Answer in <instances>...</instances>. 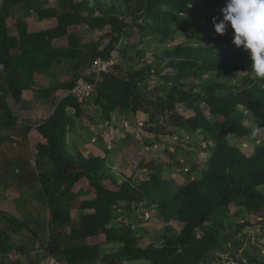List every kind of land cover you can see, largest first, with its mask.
Here are the masks:
<instances>
[{
  "label": "trees",
  "instance_id": "trees-1",
  "mask_svg": "<svg viewBox=\"0 0 264 264\" xmlns=\"http://www.w3.org/2000/svg\"><path fill=\"white\" fill-rule=\"evenodd\" d=\"M30 1L5 0L1 13L0 148L14 144V136L24 140L17 142L35 157L38 194L45 205L38 219L29 220L0 206L2 264H45L51 256L70 264H130L140 259L151 264H213L229 251V258L243 263L239 249L244 241L237 236L253 223L239 217L264 208V79L252 71L248 52L218 47L196 24V16L222 20L223 15L214 17L213 12L226 0H115L110 5V0H59L62 9L28 6ZM15 5L26 7L28 14H10L9 7ZM79 26L93 31L87 44L76 31ZM177 33L186 41L172 43ZM149 39L156 40L155 46L146 45ZM123 40L128 41L121 49L122 60L133 67L112 66L98 78L90 98L79 101L72 93L79 75H64L59 84L34 90L49 104L47 118L35 112L14 114L8 93L21 102L30 82L19 77L21 67L42 72L61 58H79L76 65H89L97 57L111 59ZM166 67L176 70L178 79L153 97L148 78L162 75ZM205 75L212 80L204 82ZM221 78L238 82L221 84ZM92 103L107 120L115 112H146L154 122L170 113L168 122L176 128L201 132L211 155L192 160L187 171L180 161L151 163V176L135 180L111 165L113 153L107 145L87 152L69 142L75 117ZM180 104L192 115L179 113ZM248 116L259 127L260 143L252 153L232 143L253 131L244 121ZM164 130L151 127L149 132ZM137 156L134 161L144 166L147 156ZM17 174L18 184L25 186L26 173ZM19 194L15 187L6 190L7 199ZM141 207L156 210L166 230L161 243L149 227L141 226L138 233L118 221ZM110 243L118 250L103 254Z\"/></svg>",
  "mask_w": 264,
  "mask_h": 264
},
{
  "label": "rangeland",
  "instance_id": "rangeland-1",
  "mask_svg": "<svg viewBox=\"0 0 264 264\" xmlns=\"http://www.w3.org/2000/svg\"><path fill=\"white\" fill-rule=\"evenodd\" d=\"M114 1L115 0H110L109 5ZM28 4H30L28 6L42 4L44 7L54 6L58 9L63 8V5L59 2V0H32L28 2ZM9 8L10 14H12L13 16L20 17L25 15L24 11L26 10V8H24L23 6H10ZM222 8L223 7H218L215 9V11L213 12L215 15L214 17H220L222 15ZM209 12H212V10H210ZM29 15L36 16V12L30 11ZM219 21L220 20H217V22ZM196 24L202 29L203 35L207 39L210 38V42L214 43L218 47L220 46L237 48L232 43L233 30L230 27L227 29L224 35H220L215 32L213 19L196 16ZM76 31L81 35L82 43L87 44L92 40L93 31L86 28V26H79ZM105 31H108V28L100 32V35H102ZM127 41L128 40H123L120 46L112 53V59H114L115 61L114 65H121V67H123L125 70L131 69V67H133V65H127L121 57V49L125 46ZM153 41L156 42V40L149 39L148 41H146V45L150 47L155 46L153 44ZM182 41H186V38L181 33H177V37L172 43H179ZM129 55L134 57L135 53L131 51ZM150 56L151 53H148V57ZM77 60V58L75 60L71 58H61L60 60L55 61L51 69L43 71L42 75H45L46 73L48 76V86L52 87L56 84H59L61 78L64 75L80 76L81 74H84L89 68L90 64L86 65V63L84 62L80 66H77L75 63L77 62ZM138 67H141V65L138 64L136 68ZM20 72V76L18 74L14 75L19 76L21 80H27V78L30 80L29 89H27L29 90L30 95L26 93L24 98L26 96L27 97L23 99L21 103H17L13 95L11 93H8L7 101L11 106V109L14 111L15 115L24 114V112L29 113L37 111L38 109H40V106L38 107L37 103L41 102L38 99L37 94L35 95L33 93L36 87H34L31 83L32 76L34 77L35 72L37 71L21 67ZM166 75H170V77L172 78L168 80L167 78H165ZM177 79L178 72L168 67L163 69L162 75L150 76L148 78V84L149 87L154 90L153 92H151V95L154 97L156 93L160 92L164 94V89L162 88L166 86L170 87L172 83H174L173 81ZM186 80L187 82L190 81V79ZM211 80L212 77L210 75H205L203 77L204 82H208ZM184 81L185 80H181V82ZM218 81L221 84H234L238 82V80L226 78H221ZM32 87H34L35 89L31 90ZM34 105L38 108H34ZM89 107L90 108L87 107V114L91 113V119L93 120L92 122H95L96 120L100 122L107 120L103 116L100 107L97 106V108L94 104L89 105ZM202 107L204 109L208 108L205 104L202 105ZM177 110L179 113L192 115V110L184 105H178ZM138 114H140V117H138L137 115L135 116V114L132 113L126 115V117H128L127 120L130 123V126L122 127L120 123V133H122V137H125L124 139L122 138L123 140H121L119 136H116L117 140L115 141V143L112 141L114 144L113 146L112 144L109 145L111 137H107L111 135L110 126L105 125L99 130V132L101 133L99 134V137L101 139L96 143L97 149H102V145L104 144L112 150L113 154L110 158V163L116 168L117 172H124L127 175L132 176V178H134L135 180H143L151 176V163L158 164L163 160H168L170 162L180 161L185 165V171H187L192 160H207L210 157L211 152L206 148L207 141L204 140V136L201 134V132L188 134L182 129L176 128L173 124L168 122L170 113H168V117L160 118V121H157L155 119L154 122L152 121V118L148 113L140 112ZM244 121L246 125L252 128L253 131L247 136L243 137L241 140H232V143L238 145L247 153H252L260 143L258 136L259 127L251 116L246 117ZM140 123H142L141 127L139 126ZM159 126L164 127L165 132H157L156 134H151L149 132L151 127ZM114 134L116 135V133ZM14 138L16 140L14 144L7 142L0 148V206L14 213L23 220H29L33 218L38 219L39 209L43 208L45 204L44 200L38 194L39 180L36 178L35 157L31 152L27 151L23 146H20L18 144V142L22 144L24 143V140L21 137L14 136ZM144 141H146L147 144H144ZM69 142L71 143L73 148H78L76 142L70 140ZM139 154L147 156L144 166H140L138 162L134 161V159H138L137 155ZM19 171L26 173L29 179V182L25 183V186H21L18 184L20 175L17 173H19ZM166 175L169 177H175V175H172L170 171H166ZM9 183L11 185H8ZM9 187H15V189L17 188L20 193V197L7 199L6 190H8ZM239 218L242 221L250 219V221H252L253 223V225H250L243 231H240L237 236L239 239H241V241H244V244L239 249L243 263L234 258H229L231 251H229L228 253L220 254V256L224 258L223 260H221V262L224 264V262H228L230 261V259H234L238 262V264H264V208L257 210L249 216H240ZM118 221H120V223L130 224L138 233L140 232L139 229L141 226L149 227L154 234L152 235L153 239L158 240L157 243H161L163 238L161 237V240H159L160 236L166 234V230L163 228V224L154 208L149 209L141 207L136 213H132L128 217H120ZM226 232H229V229H227ZM116 250H118V246H116V243H110L103 248V254ZM247 253L252 255L258 262H251L246 256ZM221 262L220 260H217L213 264H222ZM80 264H100V261H85ZM130 264H151V262L148 260L140 259L131 261Z\"/></svg>",
  "mask_w": 264,
  "mask_h": 264
},
{
  "label": "clouds",
  "instance_id": "clouds-1",
  "mask_svg": "<svg viewBox=\"0 0 264 264\" xmlns=\"http://www.w3.org/2000/svg\"><path fill=\"white\" fill-rule=\"evenodd\" d=\"M223 19L213 18L217 34L233 30L232 43L248 52L255 76L264 79V0H226Z\"/></svg>",
  "mask_w": 264,
  "mask_h": 264
},
{
  "label": "crops",
  "instance_id": "crops-1",
  "mask_svg": "<svg viewBox=\"0 0 264 264\" xmlns=\"http://www.w3.org/2000/svg\"><path fill=\"white\" fill-rule=\"evenodd\" d=\"M15 6H21V5H15ZM26 8V7H24ZM9 11H10V8H9ZM28 12L27 8L24 12ZM25 14H28V13H25ZM25 16V15H24ZM13 33H16V31H13ZM79 59V58H78ZM77 63V62H76ZM87 65V64H86ZM77 66H80L77 64ZM46 71V70H44ZM43 71L42 72H35V75L34 77L32 76V85L36 88H47V87H50L48 86L47 84V80H48V76L47 74L45 73V75H42ZM61 81V80H60ZM35 82V83H33ZM60 83V82H59ZM29 85H30V82H29ZM47 85V86H46ZM34 87H32L31 90L35 89ZM4 88L6 90H8V83H5L4 84ZM29 89V87H28ZM26 93L29 94V90H25L24 93H23V98L24 96L26 95ZM35 95L37 94L36 92H33ZM67 93L62 91V95L61 97H64ZM27 97V96H26ZM25 97V98H26ZM38 97V96H37ZM24 98V99H25ZM41 101V100H40ZM22 102V101H21ZM20 102V103H21ZM42 102V101H41ZM37 103V106L40 108L38 109L37 111H34L36 113V115L38 117H41V118H47L48 117V107H49V104L47 103ZM18 103V102H17ZM93 104V103H92ZM91 104V105H92ZM11 107V106H10ZM34 108H38L36 107L35 105L33 106ZM89 107V105L86 106V110L85 112L82 113L81 116L79 117H75V126L70 130L69 132V135H68V139L70 141H74L76 142L78 145L77 147L81 150H85L87 152H92L94 150L97 149V145L96 143L100 141V137H99V134H101L99 132V130L101 129V127H104L105 125L106 126H110L111 130H110V133L111 135L110 136H107V137H111L110 138V142H109V145L112 144V146L114 145L113 142L115 143V141L117 140L116 136L120 137L121 140L124 139L125 136L122 137V133L121 132V126H120V123L122 120H127L128 117H126L127 114L129 113H122V112H115L113 115H112V119L111 120H105V121H98L96 120L95 122H92L93 120L91 119L92 118V115L91 113L87 114V109ZM97 107V106H96ZM98 108V107H97ZM47 109V110H46ZM14 112V111H13ZM140 113V112H138ZM136 114L138 117H140V114ZM15 114V113H14ZM135 115V116H136ZM116 125V126H115ZM118 126V127H117ZM114 129V130H113ZM116 131V132H115ZM116 133V135L114 134ZM114 135H115V138H114ZM113 136V137H112ZM123 138V139H122ZM113 141V142H112ZM86 145V146H85Z\"/></svg>",
  "mask_w": 264,
  "mask_h": 264
},
{
  "label": "built area",
  "instance_id": "built-area-1",
  "mask_svg": "<svg viewBox=\"0 0 264 264\" xmlns=\"http://www.w3.org/2000/svg\"><path fill=\"white\" fill-rule=\"evenodd\" d=\"M115 64L114 59H104L103 57H97L89 66L87 71L84 74H81L75 82V86L72 89V93L79 101H84L90 98L95 91L96 81L98 78L106 72H109L111 67ZM122 127L130 126L128 120H123L121 122ZM142 126V123L139 125ZM138 129V127H137ZM45 264H70L67 260H61L56 257H49L44 260ZM238 264V262L234 259H230L228 262H224V264Z\"/></svg>",
  "mask_w": 264,
  "mask_h": 264
},
{
  "label": "water",
  "instance_id": "water-1",
  "mask_svg": "<svg viewBox=\"0 0 264 264\" xmlns=\"http://www.w3.org/2000/svg\"><path fill=\"white\" fill-rule=\"evenodd\" d=\"M4 3H5V0H0V18H1V13H2V10H3ZM1 256H2V254H1V246H0V263L2 264Z\"/></svg>",
  "mask_w": 264,
  "mask_h": 264
}]
</instances>
